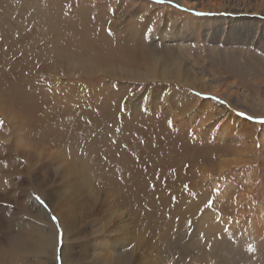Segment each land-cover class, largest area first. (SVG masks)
I'll return each instance as SVG.
<instances>
[{"label":"rangeland","instance_id":"1","mask_svg":"<svg viewBox=\"0 0 264 264\" xmlns=\"http://www.w3.org/2000/svg\"><path fill=\"white\" fill-rule=\"evenodd\" d=\"M223 14L173 0H0L2 260L15 256L8 247L30 240L19 225L31 223L34 204L56 240L50 264L81 244L92 264L103 239L105 258L126 255L137 238L146 240L137 252L148 264L180 249L181 260L162 263L264 264V116L236 105L214 81L211 90L183 84L215 74L210 62L226 70L220 61L230 51L155 40L159 32L188 39L189 24ZM155 51L167 63L154 65ZM239 61L235 81L264 104V70ZM236 118L249 126L240 129ZM51 194L71 196V222L82 228L65 231ZM90 202L95 217L82 215Z\"/></svg>","mask_w":264,"mask_h":264},{"label":"bare ground","instance_id":"2","mask_svg":"<svg viewBox=\"0 0 264 264\" xmlns=\"http://www.w3.org/2000/svg\"><path fill=\"white\" fill-rule=\"evenodd\" d=\"M173 1H175L176 3L182 6H185L187 8L200 11V12H212V13L223 12L224 14L225 13L226 14L225 15L223 14L224 16L222 17L214 18V19H204V20L199 19L189 24L186 27L188 36H189L188 39L185 36L180 35L179 33L176 36H168L165 33L159 32V35L155 37V40H159V42L163 44H167L168 42L172 43L170 48H173V47L178 48L180 44L189 43L191 46H194V47L196 46L197 49L207 48L206 50L213 49L215 50V52L218 51L221 53V51L222 52L230 51V53H232V55L230 56V59L227 62L220 61L221 62L220 64L227 65L226 70L221 69L219 67H214L213 63L210 62V69L214 71L215 74L213 75L206 74L207 77L204 79H199L198 75L194 74L190 80L189 79L184 80L183 84L191 88V86L197 85L196 82H198L200 83V85H202V87L203 85L205 86L207 85V87L211 90L208 84V81H214L218 83V85L220 86V91L223 94H225L226 96L235 97V99L237 100L236 105H240V107L243 108L244 110L257 112L258 115L260 114L259 116H264L263 102L259 98L250 94L251 92L247 90V86H246L247 84L245 85L242 81H235L234 75L239 76V74L234 71V68L235 69L237 68L233 66V65H238L237 60L239 61V59H242L245 61V63H253V65L256 64L260 67V69L262 68L264 70V63L262 62L263 59H261L262 56L264 57V0H173ZM149 49L154 50V47L150 46ZM223 50H227V51H223ZM256 54L261 55V57ZM216 57L213 56V58H216ZM166 59L167 57L166 58L164 56L162 57V55L156 51H155V55L151 57L152 63H154V65H157L158 63H163V62L167 63ZM177 63L180 64V62H177ZM154 65L148 66L146 70L149 71L152 69L153 74L156 76H159L157 67ZM170 65L174 67V65H177V64H174V65L170 64ZM189 69L194 70L193 66L190 67ZM232 72L236 73L237 75ZM181 75L183 76V74ZM260 75L261 74H259V76ZM255 84L257 85L258 83L256 82ZM214 94L219 95L217 91H214ZM250 99L252 100L251 105L245 102ZM184 108L188 109L186 107ZM244 122H242V120L237 119V124L240 129L247 127L248 124ZM229 126H230V122L229 123L227 122L226 127H229ZM232 126L233 125H231V127ZM70 175L71 174H67L64 176L65 178H67V177H70ZM76 181H77L76 179H71V182L69 181V184L72 183L73 185H75ZM96 198L97 197H95V200H97ZM46 199L52 205V212L58 217L59 222L62 223V227L65 228V231L67 229L66 227H68L69 229L73 228L76 231L77 229L82 228L80 227L82 223H79V222L72 223L71 222V219H70V212L72 211L71 196H66L64 198L63 197L61 198V197H58L56 194H51V195H47ZM57 200H58V203L53 204V202ZM32 206H33L32 208H34L36 212L29 214L31 216L30 218L31 223H28L25 225L24 223H22V225L18 224L19 227L22 226L23 228H25V230L26 229L30 230L31 232L29 236L30 240L28 241L25 247H22L21 244H18V243L12 246V248L8 247L7 248L8 251H12L13 255L15 256L12 259L7 258L8 262L6 260L5 261L2 260L0 257L1 259L0 264L1 262H3V264H20L18 260H21L22 258L25 259V257H30V259H32L34 264H36L37 260L40 261V259H44V258H46L45 262L42 260L43 263L41 264H50L51 261L55 259L56 240L53 235V231L51 230V227L49 226L48 222L41 219L45 216L40 210H37L38 206L37 205L35 206L34 204H32ZM95 206L96 205H94V203L92 202L85 205V210L82 215L90 216L92 214L94 217L97 216L94 213ZM99 210H101V208ZM91 219L93 218H90V220ZM43 222L47 226L46 229L48 232L46 234H41V231H40V229L44 226V224H42ZM93 232H95L96 234H99L101 233V229H97V230L95 229ZM124 232H125L124 230L120 229L116 232V235H122L124 234ZM140 234L141 236L143 235L147 236L148 233L146 232V228H143ZM87 236H90V234ZM138 242L139 244H137ZM88 245L85 246L81 244L78 246L79 247L78 251L77 249H73V251L69 252L68 254L66 251L64 252V249H63V251L60 252L61 264H79V263L85 264L86 260L88 259L87 249L89 251V248H90L88 247ZM95 246L96 248L99 247L100 254L99 255L97 254L96 257L90 258V260H93L92 264H148L149 262L148 260H145L146 258L144 259V257L142 256L140 252H137V249H140L139 247L147 246L146 240L144 243V240L140 238H137L136 240H134L133 242H130L126 246L129 248V252L126 255H123V254L121 255V253L120 254L110 253V255L105 258L106 253H107V246H106V242L104 241V239L101 241H97V244ZM177 247L175 246L174 248L177 249ZM7 249H5V251H7ZM171 252L172 250L165 251V253L161 252V254L159 253L160 258L158 259L157 263L163 264L162 259L170 258L173 255H177V258L180 260L182 259V254H183L182 249H180V252L178 253L176 252V250H174V253L176 252L175 254L174 253L171 254ZM207 253L208 252H206L205 254ZM0 254L2 255V251H0ZM102 254H104V256H101ZM111 257H113L112 262L110 260ZM175 261L177 262L178 260H175Z\"/></svg>","mask_w":264,"mask_h":264},{"label":"snow or ice","instance_id":"3","mask_svg":"<svg viewBox=\"0 0 264 264\" xmlns=\"http://www.w3.org/2000/svg\"><path fill=\"white\" fill-rule=\"evenodd\" d=\"M156 2H157V3H160V2H162V0H156ZM239 115L243 116V115H245V114H244V113H239ZM247 118H248V119H252L251 116H248ZM261 123H264V121H261ZM39 199H40V198L37 197V200H39ZM41 203H43V201H41ZM52 219H53V220H56V217H53Z\"/></svg>","mask_w":264,"mask_h":264}]
</instances>
